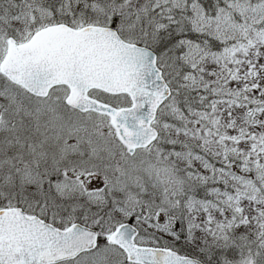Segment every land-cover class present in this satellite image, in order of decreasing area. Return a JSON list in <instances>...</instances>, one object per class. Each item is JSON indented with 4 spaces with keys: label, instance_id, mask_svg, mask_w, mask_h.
Masks as SVG:
<instances>
[{
    "label": "snow or ice",
    "instance_id": "snow-or-ice-1",
    "mask_svg": "<svg viewBox=\"0 0 264 264\" xmlns=\"http://www.w3.org/2000/svg\"><path fill=\"white\" fill-rule=\"evenodd\" d=\"M0 264H264V0H0Z\"/></svg>",
    "mask_w": 264,
    "mask_h": 264
}]
</instances>
